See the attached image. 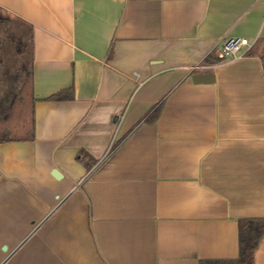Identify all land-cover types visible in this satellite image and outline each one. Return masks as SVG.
<instances>
[{
  "label": "crops",
  "instance_id": "0c3cea01",
  "mask_svg": "<svg viewBox=\"0 0 264 264\" xmlns=\"http://www.w3.org/2000/svg\"><path fill=\"white\" fill-rule=\"evenodd\" d=\"M0 8L32 28L35 99L34 139L0 142V264L237 259L239 220L264 218V69L247 49L218 59L264 39V0Z\"/></svg>",
  "mask_w": 264,
  "mask_h": 264
},
{
  "label": "trees",
  "instance_id": "16d2710c",
  "mask_svg": "<svg viewBox=\"0 0 264 264\" xmlns=\"http://www.w3.org/2000/svg\"><path fill=\"white\" fill-rule=\"evenodd\" d=\"M9 15L0 8V52L3 48L2 31ZM25 34V33H24ZM22 33V35H24ZM28 52L19 64L16 81L18 84L11 91L10 102L0 116V142L31 141L34 139V96H33V34L32 28L25 35ZM112 55V48L109 51ZM248 56L258 57L264 69V39H258L246 52ZM224 59H218L223 61ZM217 61V62H218ZM7 76L4 68L0 69V83ZM16 82V83H17ZM12 83L11 86H13ZM73 97V90L68 89L49 100H64ZM157 112L148 121L154 122ZM239 256L234 260L201 261L200 264H255L254 255L264 237V218H248L239 220Z\"/></svg>",
  "mask_w": 264,
  "mask_h": 264
},
{
  "label": "rangeland",
  "instance_id": "374dc122",
  "mask_svg": "<svg viewBox=\"0 0 264 264\" xmlns=\"http://www.w3.org/2000/svg\"><path fill=\"white\" fill-rule=\"evenodd\" d=\"M22 33L25 34L22 35ZM27 33L26 28L17 24L10 16L8 17L2 31L3 48L0 52V67L7 72L6 81L15 83L13 86L18 84L16 81L18 67L22 59L26 58L28 52V47L25 46V35Z\"/></svg>",
  "mask_w": 264,
  "mask_h": 264
},
{
  "label": "built area",
  "instance_id": "2783aa9c",
  "mask_svg": "<svg viewBox=\"0 0 264 264\" xmlns=\"http://www.w3.org/2000/svg\"><path fill=\"white\" fill-rule=\"evenodd\" d=\"M251 47L252 44L247 39L228 38L223 44V48L221 53L219 54V58H238L245 54L243 53L244 49H247L248 51Z\"/></svg>",
  "mask_w": 264,
  "mask_h": 264
},
{
  "label": "water",
  "instance_id": "95a60500",
  "mask_svg": "<svg viewBox=\"0 0 264 264\" xmlns=\"http://www.w3.org/2000/svg\"><path fill=\"white\" fill-rule=\"evenodd\" d=\"M207 76L204 77L203 75H196V76H194V81L197 82V83L213 81V77H211L209 75H207Z\"/></svg>",
  "mask_w": 264,
  "mask_h": 264
}]
</instances>
